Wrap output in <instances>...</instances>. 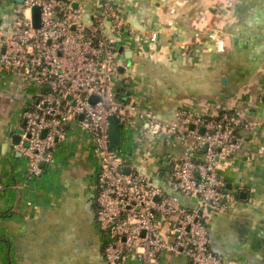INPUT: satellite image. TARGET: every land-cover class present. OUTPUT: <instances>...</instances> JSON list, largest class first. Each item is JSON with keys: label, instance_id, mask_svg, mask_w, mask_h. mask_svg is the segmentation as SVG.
Wrapping results in <instances>:
<instances>
[{"label": "crops", "instance_id": "obj_1", "mask_svg": "<svg viewBox=\"0 0 264 264\" xmlns=\"http://www.w3.org/2000/svg\"><path fill=\"white\" fill-rule=\"evenodd\" d=\"M68 1L84 5L87 23L100 2H111L135 32L118 45L123 68L113 87L121 100L164 121L178 110L206 118L232 110L251 122L252 129L238 133L242 151L219 167L236 201L221 215L204 211L203 218L211 249L225 264H264V0ZM18 4L0 0L4 31ZM152 33L156 41L145 43ZM29 91L18 78L0 80V264H107L95 222L99 162L86 133L71 126L58 161L40 178L29 177L15 150ZM123 145L128 166L167 190V171L181 157L182 143L155 138L138 123L121 136ZM160 264L191 263L166 253Z\"/></svg>", "mask_w": 264, "mask_h": 264}, {"label": "built area", "instance_id": "obj_2", "mask_svg": "<svg viewBox=\"0 0 264 264\" xmlns=\"http://www.w3.org/2000/svg\"><path fill=\"white\" fill-rule=\"evenodd\" d=\"M35 7L38 28L32 24ZM85 12L84 5L74 8L68 0H23L12 10L9 31L0 27V80L15 77L30 90L15 146L29 177L40 178L54 164V154L77 125L99 162L95 222L107 264H160L166 253L191 264H225L211 249L203 212L221 215L236 201L219 167L242 151L238 133L252 129L251 122L232 110L213 118L178 110L164 121L133 100H121L113 87L123 68L118 45L135 32L111 2L97 5L91 23L83 19ZM155 41L156 33L144 39ZM111 116L121 136L142 123L149 135L182 143L181 157L167 171V190L128 166L120 147H110ZM4 188L0 182V193ZM191 199L195 208L183 201Z\"/></svg>", "mask_w": 264, "mask_h": 264}, {"label": "water", "instance_id": "obj_3", "mask_svg": "<svg viewBox=\"0 0 264 264\" xmlns=\"http://www.w3.org/2000/svg\"><path fill=\"white\" fill-rule=\"evenodd\" d=\"M19 3H22L23 0H17ZM73 7L75 8L76 5L73 4ZM32 16V24L34 28L39 27V9L37 7L33 8L31 11ZM119 53H122V48L119 49ZM128 55V53H126ZM95 101L94 98L90 99V102L93 103ZM82 119V117H80ZM202 132V130L200 131ZM19 138V137H18ZM108 138H109V145L112 148H118L121 145V135H120V129L119 124L115 116H111L109 118V130H108ZM19 141V139H18ZM128 169H125L124 172H127ZM192 202L196 203V199H191Z\"/></svg>", "mask_w": 264, "mask_h": 264}, {"label": "rangeland", "instance_id": "obj_4", "mask_svg": "<svg viewBox=\"0 0 264 264\" xmlns=\"http://www.w3.org/2000/svg\"><path fill=\"white\" fill-rule=\"evenodd\" d=\"M129 132H122V139H124L125 137H127V136H129ZM120 150H121V152H122V154L124 153V156L126 155V149L124 148V145L123 146H120ZM58 155V153H55L54 154V158L56 157ZM57 162L58 161V158L56 157L55 158V160H54V162ZM95 180V179H94ZM3 186H5L4 185V183H3ZM4 194H5V191L3 192V193H0V196H4ZM2 197H0V199H1Z\"/></svg>", "mask_w": 264, "mask_h": 264}]
</instances>
